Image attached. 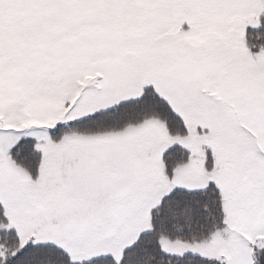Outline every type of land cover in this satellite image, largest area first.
Segmentation results:
<instances>
[{
	"label": "snow or ice",
	"instance_id": "6c2138e0",
	"mask_svg": "<svg viewBox=\"0 0 264 264\" xmlns=\"http://www.w3.org/2000/svg\"><path fill=\"white\" fill-rule=\"evenodd\" d=\"M0 264H264V0H0Z\"/></svg>",
	"mask_w": 264,
	"mask_h": 264
}]
</instances>
